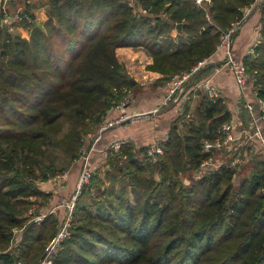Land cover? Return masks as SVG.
Segmentation results:
<instances>
[{
	"label": "trees",
	"instance_id": "trees-1",
	"mask_svg": "<svg viewBox=\"0 0 264 264\" xmlns=\"http://www.w3.org/2000/svg\"><path fill=\"white\" fill-rule=\"evenodd\" d=\"M134 1L146 13H134L130 0H48L39 24L33 0H22V20L0 24V264H38L57 234L56 214L36 222L30 210L50 200L39 183L68 172L136 86L117 49L145 50L147 70L166 84L211 57L222 31L254 2L213 0L209 18L194 0ZM259 9L262 39L243 62L264 98V0ZM14 25L29 28L30 38ZM202 95L192 117L186 106L169 130L156 162L132 141L109 148L104 173L93 171L81 187L53 264H264V159L254 157L239 184L234 158L183 180L218 154L204 143L232 119L223 98ZM54 148L62 167L50 159ZM14 228L22 231L12 249Z\"/></svg>",
	"mask_w": 264,
	"mask_h": 264
},
{
	"label": "crops",
	"instance_id": "crops-1",
	"mask_svg": "<svg viewBox=\"0 0 264 264\" xmlns=\"http://www.w3.org/2000/svg\"><path fill=\"white\" fill-rule=\"evenodd\" d=\"M12 2L13 6L9 9V12L14 14L21 10V6L16 0H12ZM40 10L41 8H38V11ZM244 12L246 14L245 22L234 40V52L237 60L239 61H243L246 55L252 53L256 44L261 40V14L259 7H253L251 10H245ZM42 13L43 12L40 14ZM43 14L45 17H40L42 21H38L36 15V20L39 24H43L48 18L47 14ZM2 16L3 12L0 10V24H2ZM11 30L20 34L23 38H30L31 30L24 25H14L11 27ZM132 48L133 47H120L117 49V55L123 52L131 51ZM223 62V52L221 50H217L211 57L208 58L207 65L202 69L203 72L199 74L201 72L200 71L197 74V76L192 81V85L194 86L200 83L205 84L208 81L210 85L217 89V97H221L225 100V103L232 113L230 124L233 141L230 142L228 150H216L218 154L215 157L222 164L234 158L231 163L232 165L234 160L240 157L242 161L237 163L235 166H239V168H247L248 174V172L252 169L254 157H261L264 159V152L261 147V142L258 137L254 136V131L257 127L264 135V123L259 119V97L251 81L248 82L247 86L244 88L239 87L230 71L223 66ZM147 63H152L151 56H148ZM148 71L153 73L155 77L159 78L161 76L160 73L150 70ZM167 90L168 82L162 91L152 92V90H150L146 93L141 92L134 95L132 99L128 97V94L126 97L128 98L129 102L125 108V111L135 112L151 110L164 97V95L167 93ZM205 93L209 95V92L206 90V88H199L194 91L191 101L186 104V106L189 107V112L187 113L189 116H185L186 118L192 117L201 101L203 96L202 94ZM250 104L255 108V112L253 114L248 109ZM120 114L121 111H115L112 109L107 114V119L114 118ZM180 115L181 114L178 112L176 107L170 106L164 108L160 114L156 116L153 123L147 120H138L118 127L110 128L102 133V136L98 141L95 140L98 132L97 129L86 139L85 144H88L90 141L88 150L86 151L87 154H89L88 162L85 165L84 156L87 155L85 154L81 157V159L73 164V166L68 170V176L64 182V188L59 187L58 180L40 183L42 190L46 191L48 189H52V191H54L57 196L60 195L62 198L54 197L51 198L45 206L41 208L37 206L40 208L39 212H45L47 214L54 213L59 218V220L62 221L65 215L64 210L66 211L64 200H66V198L69 197L72 192L74 193L84 165L93 171L99 170L101 172V168H105L106 156L110 148L109 146L116 139L132 141L135 143L137 149L145 148L157 142H163L165 137L168 136L169 130L173 126H178L176 122H180ZM180 123H182V121ZM194 173L195 171L192 174V178H195ZM240 178H242V176H238L235 179L237 184H239Z\"/></svg>",
	"mask_w": 264,
	"mask_h": 264
},
{
	"label": "built area",
	"instance_id": "built-area-1",
	"mask_svg": "<svg viewBox=\"0 0 264 264\" xmlns=\"http://www.w3.org/2000/svg\"><path fill=\"white\" fill-rule=\"evenodd\" d=\"M131 4L134 6V13H146V10L142 9L141 7H138L134 0H130ZM263 2V0H254V2L251 4L250 7L244 9L245 10H251L253 7H259L260 4ZM194 3L203 10L207 11L208 16L210 18L209 9L213 5V0H194ZM10 1L9 0H0V10L3 12V18H2V24H10L13 20H22V15L20 12H16L15 14H11L9 12L10 9ZM246 19V14L244 15V18L234 21L231 23V26L227 30H223L222 34L220 36V43L217 47V50H221L224 55V62L223 66L226 67L230 73L235 78L236 83L239 87L244 88L248 84V73L246 66L243 61L237 60L234 54V40L236 37V34L239 32L241 27L243 26ZM28 21H31L29 18ZM254 52V50H253ZM252 52V53H253ZM208 58H205L201 61H199L195 66H193L191 69L180 72L178 74H175L171 77V79L168 81V90L167 93L164 95V97L159 101V103L152 108L151 110L147 111H135V112H127L125 111V108L128 105V98L125 97L113 110L115 111H121V114L114 117L107 119V116L105 117L103 123L99 126L96 141H98L102 133L106 131L107 129L118 127L127 123L135 122L138 120H147L151 123L155 121V118L160 112L167 107L174 106L177 108L178 112L180 114L185 113V107L186 104L189 103L194 95V91L199 88H206V90L209 92L210 97H217L218 91L217 89L210 85L207 81L205 84L200 83L196 85H192L193 79L197 76V74L207 65ZM248 109L253 114L255 112V108L253 105H249ZM124 110V111H123ZM259 119L264 123V98H259ZM188 117L189 115L186 114ZM91 135V134H90ZM254 136L258 137L261 142V147L264 152V135L260 131V129L257 127L254 131ZM168 139V136L165 137V140ZM233 141V137L231 135V124L226 123L222 127L221 131V137L217 138L214 142L207 141L204 143V151H209L211 149L215 150H228L230 142ZM126 142L124 139H116L110 144V148L114 149L115 151H119L123 144ZM146 153L149 160L156 162L158 158L164 153V148L161 144V142H157L155 144H152L150 146L146 147ZM89 160V154L84 156L85 165ZM241 158L238 157L236 160H234L233 165L235 166L237 163L241 162ZM222 163L216 158V157H209L208 159H205L200 167L195 170V177H201L204 174H208L211 171L217 170ZM82 169L79 180L77 183V187L69 197V199L64 200V205L66 207V212L63 217V220L59 226L57 234L54 236V238L49 242L47 245L45 252L41 259L39 260L38 264H53L55 255L62 244V242L69 237L70 235V227H71V221H72V214L75 206L76 198L81 190V187L84 183H87L90 178L92 177L93 170L89 167L85 166ZM68 176V172H65L63 174H60L52 180H58V185L60 188H64V182ZM51 179L48 181H52ZM35 209V208H34ZM34 209L30 210V214L33 215V219L36 222H41L47 213H34ZM21 231L22 229L14 228L13 229V239L11 243L12 249H14L21 238ZM14 246V247H13ZM18 264H22V262H19Z\"/></svg>",
	"mask_w": 264,
	"mask_h": 264
},
{
	"label": "rangeland",
	"instance_id": "rangeland-1",
	"mask_svg": "<svg viewBox=\"0 0 264 264\" xmlns=\"http://www.w3.org/2000/svg\"><path fill=\"white\" fill-rule=\"evenodd\" d=\"M9 1L11 3L12 0H9ZM16 1H18L19 2V5L21 6V8H20L21 10H19V12H21L22 9H23V6H24L23 5V2H22V0H16ZM47 1L48 0H33V2H34V12H35V16L37 15V20L38 21L39 20L42 21L40 17L44 16L43 13H45V15L47 14V6H46L47 5L46 4ZM11 7L12 6L10 4V8ZM38 8H41V10L38 11ZM41 12H43V13L40 14ZM7 25H11V23L10 24H7ZM234 54H235V52H234ZM118 56H119L120 61L123 62L124 65L126 66L127 71L129 73V76L133 79V81L137 82V85L135 86V88H133L129 92V96H128L129 98L132 99V97H134V95L139 94L141 92H145L146 93V92H149L150 90H152V92H158V91L164 90V86H166L167 82H166V84L160 85L159 82H158V79L161 76L159 78L158 77H155V75H153V73H150L147 70L148 56H150V55L145 50H143V49H137V48H132L131 51L120 53ZM89 144H90V141H89L88 144H85V146L83 148V156L85 154H87L86 151L88 150V145ZM50 154H51L50 159L52 161H54L56 165L62 167V166H64L66 164V161H65L63 155L56 148L52 149L51 152H50ZM247 170H248L247 168L245 169V167H243L241 169V175L240 176L243 177L244 175H246L247 174ZM100 173L101 174L104 173V169L103 168H101V172ZM236 178L237 177H235V179ZM191 179H193L192 178V175H184L183 176V180L186 183H189L191 181ZM39 186H40V183H39ZM45 192L46 193H51L50 199L51 198H54V197L62 198L60 195L57 196V194H55V192L52 191V189H50V190L48 189ZM69 197H70V195H69ZM69 197H67L66 199L68 200ZM35 210H40V209L37 207V208H35ZM65 212L66 211L64 210V214H65ZM70 233H71V231H70Z\"/></svg>",
	"mask_w": 264,
	"mask_h": 264
},
{
	"label": "water",
	"instance_id": "water-1",
	"mask_svg": "<svg viewBox=\"0 0 264 264\" xmlns=\"http://www.w3.org/2000/svg\"><path fill=\"white\" fill-rule=\"evenodd\" d=\"M182 27V23L178 25V29ZM260 39H262V36L260 37ZM133 83H135V81H133Z\"/></svg>",
	"mask_w": 264,
	"mask_h": 264
}]
</instances>
